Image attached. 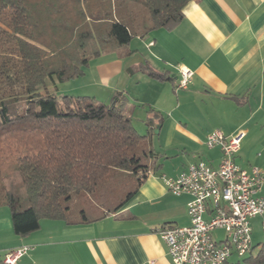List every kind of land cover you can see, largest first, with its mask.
<instances>
[{"label":"crops","instance_id":"obj_1","mask_svg":"<svg viewBox=\"0 0 264 264\" xmlns=\"http://www.w3.org/2000/svg\"><path fill=\"white\" fill-rule=\"evenodd\" d=\"M184 8L174 29L141 32V64L131 61L130 42L93 57L85 74L70 80L79 83L70 95L107 103L116 91L125 92L124 110L141 104L160 118L162 145L152 143L155 168L140 189L99 221L43 218L27 236L15 233L10 207L1 204L0 260L29 245L17 264H174L155 229L190 225L192 196L172 193L162 176L176 178L199 160L218 167L221 150L206 143L216 130L243 132L236 162L248 171L264 169V0H192ZM182 65L195 72L183 90L177 86Z\"/></svg>","mask_w":264,"mask_h":264},{"label":"trees","instance_id":"obj_2","mask_svg":"<svg viewBox=\"0 0 264 264\" xmlns=\"http://www.w3.org/2000/svg\"><path fill=\"white\" fill-rule=\"evenodd\" d=\"M133 1L145 10L140 24L118 15L124 0H0V205L18 236L43 218L92 223L116 213L155 168L151 128L144 136L133 126L127 93L105 103L47 89L141 32L174 29L192 0ZM231 264H264V243Z\"/></svg>","mask_w":264,"mask_h":264},{"label":"built area","instance_id":"obj_3","mask_svg":"<svg viewBox=\"0 0 264 264\" xmlns=\"http://www.w3.org/2000/svg\"><path fill=\"white\" fill-rule=\"evenodd\" d=\"M179 70L178 89H187L195 72L184 65ZM243 134L226 136L216 130L207 136L208 147L221 150L218 167L199 160L176 178L162 176L172 193L192 196L190 225L164 224L155 229L174 264H231L234 255L240 259L253 253L251 219L260 217L264 231V169L248 171L236 162ZM218 230L224 231L222 238L216 237ZM31 249L29 245L12 249L3 262L17 264Z\"/></svg>","mask_w":264,"mask_h":264},{"label":"rangeland","instance_id":"obj_4","mask_svg":"<svg viewBox=\"0 0 264 264\" xmlns=\"http://www.w3.org/2000/svg\"><path fill=\"white\" fill-rule=\"evenodd\" d=\"M124 3L126 5L117 9L118 15L120 17L126 19V20H129V19H131V17L135 16L137 19L135 21V23L140 24L141 13L145 14V10L141 8V5L139 6V4L133 0H124ZM130 6H132L133 8H130ZM129 9H132L133 12ZM128 49H129V47H128ZM134 49H136L135 52L133 51ZM130 51H132V53L129 54V57L134 56V58L131 61H138L139 64H141V38L140 37L135 36L132 39ZM139 73L140 72H138L136 74L140 75ZM80 82L88 83L89 78L87 77L85 80H82ZM78 85H79V83L77 84L74 81H69V82H65V84L59 83L58 88H57L53 84L51 85V83L49 82L47 89H48V91L57 92V94L63 96V95H68V94L70 95L71 93H68V92H71L72 91L71 89H73L76 86L78 87ZM61 102H62L61 103L62 105L65 104V100L61 99ZM106 102L110 103L109 100H107ZM129 108L130 109L128 111L126 109L124 111H125V114H127L129 117L132 118L133 124H134L133 126L136 127V129L138 130L139 133L144 134V135L148 134L149 129L151 128L150 139H153L152 143L155 144V146L157 148H160L162 144L160 143V139H159L161 137V135L159 134V128L161 126L159 124L161 122H160V118L158 117V115H155L152 113L148 114L146 112V110H144V111L141 110V104H137V106H136V105H134V103L133 104L130 103ZM163 115L165 117V114H163ZM165 119L167 120L168 117ZM149 123H151V124H149ZM164 134H165V131L163 132V136H164ZM5 208H7V207L5 206L4 209ZM261 225H262V222H261L260 217H255V218L251 219V225H250V226H252V238L251 239H252L253 245L255 246L254 251H252V252L254 254L258 253V251L261 249V245L264 243V231H263V228ZM215 234H216V237L222 236V235L224 236L223 231H216ZM238 260L244 261V257L239 259L236 255H234L232 258V261L237 262Z\"/></svg>","mask_w":264,"mask_h":264}]
</instances>
